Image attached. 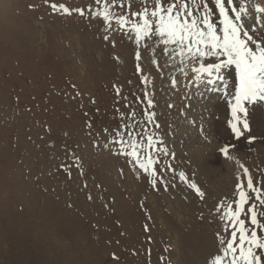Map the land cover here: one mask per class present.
Returning a JSON list of instances; mask_svg holds the SVG:
<instances>
[{
    "label": "rangeland",
    "instance_id": "rangeland-1",
    "mask_svg": "<svg viewBox=\"0 0 264 264\" xmlns=\"http://www.w3.org/2000/svg\"><path fill=\"white\" fill-rule=\"evenodd\" d=\"M58 2L74 8L92 0ZM138 2L125 0V11H135ZM250 13L245 30L264 31V19L257 24L259 14ZM102 35L99 20L56 15L43 0H0V264H158L169 246L175 248L172 264H205L219 247L215 234L221 224L212 210L222 198H234L239 171L218 149L229 145V153L260 181L264 132L229 134V98L208 93L206 74L201 83L188 82L192 73L188 79L176 74L180 86L172 88L169 69L162 74L153 66L150 51L135 60L143 44L136 46L119 32L110 33L108 42ZM222 72L236 87L235 66L234 72L233 65ZM144 77L149 83H142ZM114 84L131 108L123 100L117 105ZM143 90L154 97L150 110L160 125H149L150 131L158 132L174 154L160 164L171 166L162 178L178 185L167 190H154L124 157L92 144L104 136L102 129L119 127L114 108L135 110L141 119L149 110ZM256 107L264 114V103ZM249 135L257 137L251 144ZM65 147L82 157L84 175L59 167ZM180 171L205 192L203 200L179 181Z\"/></svg>",
    "mask_w": 264,
    "mask_h": 264
},
{
    "label": "snow or ice",
    "instance_id": "snow-or-ice-1",
    "mask_svg": "<svg viewBox=\"0 0 264 264\" xmlns=\"http://www.w3.org/2000/svg\"><path fill=\"white\" fill-rule=\"evenodd\" d=\"M43 3L56 15L87 16L90 22L99 20L105 42L111 40L110 33L119 32L136 46L143 44V49L134 53L135 60H141L143 51H150L153 66L158 67L162 74L164 69H169L168 79L172 88L180 86L178 75L188 79L192 73L194 76L188 82L201 83L205 80L202 74H206V83L212 86L208 90L221 92L229 98L232 119L228 124L235 137L250 131L249 107L246 105L254 107L264 103V31L256 27L245 30L248 28L246 18L251 15L250 9H254L259 14L256 23L260 24L264 19V4L250 0H211L213 7L209 0H139L135 11H125V0H92L86 7L74 8L58 0H43ZM214 17H218V23ZM160 57L163 64H160ZM230 65L235 66L238 77L234 94L229 92L228 81L222 72ZM136 71H142L140 64L136 65ZM142 83L149 81L144 77ZM113 90L119 98L117 105L123 100L124 107L131 108L122 89L114 84ZM141 96L149 109L140 113L141 119H137L135 110L125 113L120 107L114 108L121 121L119 127L102 129L104 136L94 137L93 147H102L115 156L124 157L137 177L147 179L154 190L161 186L166 190L177 187L162 178V172L171 166L166 164L160 168L163 160L174 154L169 152L160 134L149 128V125L156 129L160 127L155 122L156 113L150 110L155 107L154 97L148 90H143ZM141 96L136 99L139 101ZM173 106L168 104L169 108ZM86 127L91 135V123ZM202 135L208 139L207 135ZM247 139L251 144L257 137L249 135ZM229 148L225 144L218 151L232 160ZM236 163L239 171L234 198H222L212 210L221 224L215 234L219 247L214 253H209L205 264H264V234H260L264 233L261 220L264 218V210H261L264 209V179L257 181L249 168L239 160ZM59 167L69 173L76 168L84 175L82 157L67 147ZM178 178L198 198H205V192L184 171L179 172ZM88 199H93L91 194ZM245 212L247 216H244ZM200 218L203 220V213ZM144 230L149 232L151 229L146 224ZM174 251L171 246L163 249L158 264H172ZM113 259L118 261L119 257L113 253Z\"/></svg>",
    "mask_w": 264,
    "mask_h": 264
},
{
    "label": "bare ground",
    "instance_id": "bare-ground-1",
    "mask_svg": "<svg viewBox=\"0 0 264 264\" xmlns=\"http://www.w3.org/2000/svg\"><path fill=\"white\" fill-rule=\"evenodd\" d=\"M235 75H236V73H235ZM233 82H234L233 81V78L230 75L229 82H228V84H229V89L228 90H229L230 93H233L234 94V92H235V85H234ZM223 108H224V105L222 104L220 106V109L222 110ZM261 111H262V109H260V107H256V106H254V107L251 106V108L249 109V116H251V119L249 121L251 133H253V132H259V134H260V133H263L264 132V114L261 113ZM220 127L222 128V127H226V126H224V125L221 124ZM229 134L233 135V133H230V131H229ZM213 145L216 146V144H212V147H214ZM229 154L232 156V153H229ZM232 157H233L232 160H229L227 158L225 159L227 161V164H228L229 167H232L231 164L236 165L237 164L236 163L237 160H239L241 162L240 158H238L237 156H232ZM209 167H207V168H209Z\"/></svg>",
    "mask_w": 264,
    "mask_h": 264
}]
</instances>
